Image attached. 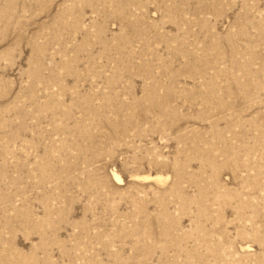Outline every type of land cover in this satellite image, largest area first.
Masks as SVG:
<instances>
[{
	"label": "rangeland",
	"instance_id": "obj_1",
	"mask_svg": "<svg viewBox=\"0 0 264 264\" xmlns=\"http://www.w3.org/2000/svg\"><path fill=\"white\" fill-rule=\"evenodd\" d=\"M0 264H264V0H0Z\"/></svg>",
	"mask_w": 264,
	"mask_h": 264
},
{
	"label": "bare ground",
	"instance_id": "obj_2",
	"mask_svg": "<svg viewBox=\"0 0 264 264\" xmlns=\"http://www.w3.org/2000/svg\"><path fill=\"white\" fill-rule=\"evenodd\" d=\"M114 180L116 181V182H118V181H121V178H120V176L119 175H117V174H114ZM161 180V177L159 176V177H156V180Z\"/></svg>",
	"mask_w": 264,
	"mask_h": 264
}]
</instances>
